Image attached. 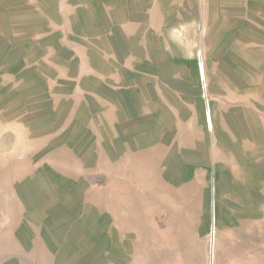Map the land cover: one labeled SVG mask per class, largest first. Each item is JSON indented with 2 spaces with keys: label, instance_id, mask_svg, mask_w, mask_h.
Returning a JSON list of instances; mask_svg holds the SVG:
<instances>
[{
  "label": "rangeland",
  "instance_id": "1",
  "mask_svg": "<svg viewBox=\"0 0 264 264\" xmlns=\"http://www.w3.org/2000/svg\"><path fill=\"white\" fill-rule=\"evenodd\" d=\"M159 1L0 0V264H264V0Z\"/></svg>",
  "mask_w": 264,
  "mask_h": 264
},
{
  "label": "crops",
  "instance_id": "2",
  "mask_svg": "<svg viewBox=\"0 0 264 264\" xmlns=\"http://www.w3.org/2000/svg\"><path fill=\"white\" fill-rule=\"evenodd\" d=\"M116 1H118L117 3L119 6L117 7V9L121 12L120 17H122L123 14L130 15L129 16L130 20L137 21V22L150 21V20L161 21L162 19V13L164 11L161 8L162 3L159 0H123L122 2L123 5H119V0H116ZM151 4L152 6L150 7L149 5ZM97 5L99 6L102 5L105 8L102 1H99ZM125 15H124V18H126ZM132 15L135 17H131ZM120 17L115 18L113 16V12L111 14L107 13V19L109 20V22L119 21ZM141 27H142V24H141ZM155 36H158V35H156L155 33ZM145 37L148 38V35H146Z\"/></svg>",
  "mask_w": 264,
  "mask_h": 264
},
{
  "label": "water",
  "instance_id": "3",
  "mask_svg": "<svg viewBox=\"0 0 264 264\" xmlns=\"http://www.w3.org/2000/svg\"><path fill=\"white\" fill-rule=\"evenodd\" d=\"M213 220H214V218H213ZM211 254H212V251H211Z\"/></svg>",
  "mask_w": 264,
  "mask_h": 264
}]
</instances>
